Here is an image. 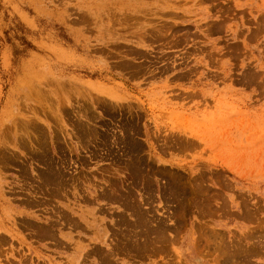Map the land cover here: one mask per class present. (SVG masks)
<instances>
[{
  "label": "rangeland",
  "instance_id": "1",
  "mask_svg": "<svg viewBox=\"0 0 264 264\" xmlns=\"http://www.w3.org/2000/svg\"><path fill=\"white\" fill-rule=\"evenodd\" d=\"M0 264H264V0H0Z\"/></svg>",
  "mask_w": 264,
  "mask_h": 264
}]
</instances>
